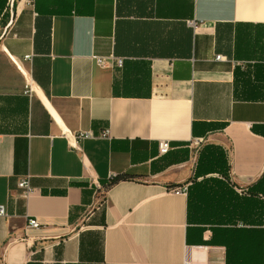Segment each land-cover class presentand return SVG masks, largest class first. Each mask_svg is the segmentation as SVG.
<instances>
[{
    "label": "crops",
    "instance_id": "crops-1",
    "mask_svg": "<svg viewBox=\"0 0 264 264\" xmlns=\"http://www.w3.org/2000/svg\"><path fill=\"white\" fill-rule=\"evenodd\" d=\"M0 207V264H264V0H0Z\"/></svg>",
    "mask_w": 264,
    "mask_h": 264
},
{
    "label": "built area",
    "instance_id": "built-area-1",
    "mask_svg": "<svg viewBox=\"0 0 264 264\" xmlns=\"http://www.w3.org/2000/svg\"><path fill=\"white\" fill-rule=\"evenodd\" d=\"M26 59H30L27 57ZM101 63H104V60L101 59ZM90 134H81V138H90ZM171 150V146L169 142H161L159 144V153L160 155H166ZM19 189L23 192V194L28 195L31 192V184L29 179L21 180L18 183ZM188 186H182L181 188L175 189L174 191L177 193L187 194ZM7 212L4 207H0V217L5 218L7 217ZM29 228L37 229L40 227V224L37 220H30L28 224Z\"/></svg>",
    "mask_w": 264,
    "mask_h": 264
},
{
    "label": "trees",
    "instance_id": "trees-1",
    "mask_svg": "<svg viewBox=\"0 0 264 264\" xmlns=\"http://www.w3.org/2000/svg\"><path fill=\"white\" fill-rule=\"evenodd\" d=\"M131 179H132V176L130 174H123V175L116 176L115 178H113L110 181V183L108 184V187H111V186L116 185L120 182L128 181Z\"/></svg>",
    "mask_w": 264,
    "mask_h": 264
}]
</instances>
